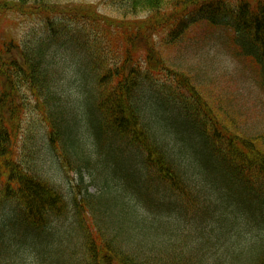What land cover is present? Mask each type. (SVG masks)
Here are the masks:
<instances>
[{"label": "trees", "instance_id": "16d2710c", "mask_svg": "<svg viewBox=\"0 0 264 264\" xmlns=\"http://www.w3.org/2000/svg\"><path fill=\"white\" fill-rule=\"evenodd\" d=\"M34 1L33 9L45 23L39 45L17 47L18 57L0 65V209L12 198L20 204L4 218H11V229L38 231L69 212L82 237L78 235L76 248L69 240L67 247L55 251L62 255L58 264H150L155 251L146 252L164 247L180 233L169 225L163 233L167 236L150 237L152 228L161 226L155 222L169 224L174 208L182 214L188 207L194 216L222 223L219 239L235 237L227 247L233 263L240 257L244 264L264 263V135L249 137L231 121L210 120L213 114L198 91L159 55L190 25H225L241 53L264 73V0H101L108 13L85 2ZM164 29L161 49L155 34ZM58 43L72 46L69 57L82 88L83 118L51 92L65 86L62 81L52 84L49 75L54 64L48 52ZM176 82L186 94L168 88ZM25 84L31 85L50 143L61 145L66 165L73 158V163L97 167L107 151L129 149L134 163L123 172L128 174L116 177L105 168L94 193L86 185L78 191L80 197L75 191L67 200L15 161L5 106L15 102ZM80 123L91 135L79 132ZM124 177L131 179L130 186L123 185ZM210 202L216 210L209 209ZM4 237L0 233V256L6 255L0 261L15 247V238ZM147 239L152 241L143 242ZM138 244L147 249L140 250Z\"/></svg>", "mask_w": 264, "mask_h": 264}, {"label": "rangeland", "instance_id": "374dc122", "mask_svg": "<svg viewBox=\"0 0 264 264\" xmlns=\"http://www.w3.org/2000/svg\"><path fill=\"white\" fill-rule=\"evenodd\" d=\"M72 1L91 2L104 13H108L109 10L102 5L101 0ZM35 3L34 0L22 2L20 0H0V65L3 63L5 65V61L18 57L17 47L23 49L27 43L33 46L39 45L38 40L42 38L45 31L38 11L33 9V6H36ZM166 31L164 29L159 35L155 34L156 44L161 49L164 47L162 34H167ZM40 35L42 36L38 37ZM163 49V53L160 52L159 55L161 54L165 62L184 74V79L189 82L188 84L198 91L203 99L202 104L206 105L213 114L210 120L215 119L220 123L231 121L238 130H242L249 137L257 134L264 135V75L259 64L252 57L241 53L235 42V35L228 26L190 25L171 48L164 47ZM54 55L56 56L55 62L49 70L50 81L52 84L62 81L65 86L51 88V92L59 95L63 103L73 106L77 118H83L82 88L77 87L79 82L72 73L74 70L67 50L58 47ZM180 86L178 84L168 88L181 95L186 94ZM19 89L20 94L17 93L15 96V102L5 106L7 110L5 115L9 120L11 119L9 126L12 128L9 148L14 160H20L24 168H28L34 174L33 176L44 178L60 190L67 200H70L72 192H80L86 185H90L89 190L94 193L99 179L97 177L105 168L115 172L116 177L131 169L134 163L132 153L128 150L116 149L107 151L99 158L104 168L100 165L93 167L90 164L83 167L85 163H73V158L67 166L61 156V145L55 144L54 146L48 140V125L37 108L39 101L31 85L25 84ZM96 89L98 88L93 89V95L97 98ZM187 95H189L188 92ZM208 125H210L209 122ZM80 126L82 127H79V132L91 135L90 131L85 130L84 123H80ZM69 169L70 172H68ZM131 184V179L124 177L123 185L130 186ZM205 199L208 203V198ZM17 201L15 198L9 199L6 208L0 209L2 237L15 238V242H12L15 247L11 249L8 259L0 261V264H7L9 261L10 263L17 262V260L22 264H58L62 255L55 251L67 247L69 240L74 242L73 248H76L77 237L80 233L72 225L69 212L65 216L52 220L44 227L38 228V231L33 228H29L30 231L20 229L17 232L14 228L11 229V218H4L11 209H20ZM215 205L210 202L209 209L216 210ZM67 210L70 208L68 207ZM172 212L169 216V224L168 221L162 220L155 222L161 226L155 229L151 226L153 231L147 233L148 237L150 233V237L154 234L153 237L156 239H159L161 235L167 236L163 233L169 225L180 233L177 237L167 240L168 244L165 243L164 247L161 248L158 245L156 250L149 249L146 252L155 251L150 264H213V262L215 264L223 262L244 264L241 257L238 258V263H233L228 257L227 247L235 241V237L231 241L224 237L223 239L218 238L223 229L220 227L222 225L220 221H213L210 216L204 217L205 215L200 216V214L194 216L193 210L188 207L182 211V214H179L175 208ZM158 217V219L162 218ZM235 228L239 229V227ZM83 231L86 234L89 231V225ZM5 237L4 240L7 241ZM146 241L151 242L152 240H143V242ZM139 245L137 246L140 250L147 249ZM78 247L80 250L81 245ZM5 256L2 255V257ZM51 259H57L58 262L51 263ZM252 264L264 263L259 260Z\"/></svg>", "mask_w": 264, "mask_h": 264}]
</instances>
